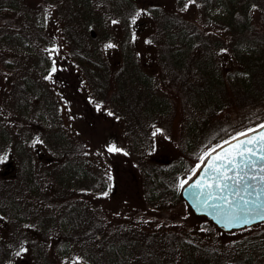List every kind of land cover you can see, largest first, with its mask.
I'll use <instances>...</instances> for the list:
<instances>
[{
  "label": "rangeland",
  "instance_id": "1",
  "mask_svg": "<svg viewBox=\"0 0 264 264\" xmlns=\"http://www.w3.org/2000/svg\"><path fill=\"white\" fill-rule=\"evenodd\" d=\"M70 3V0H16L9 13L0 15V119L10 133L8 145L0 147V158L7 157L0 162V204L4 208L0 212V247L10 253L8 264H36V258L55 261V264H103L105 261L101 255L103 247L95 240L90 246H83L78 240L71 243L72 246L58 244L62 233L58 219L66 200L60 197L54 173L57 158L44 141L46 130L41 122L49 120L50 115L53 123L70 137L71 145L79 146L80 156L96 177L95 184L104 182L102 189L94 188L92 192L75 193L74 187L70 190L72 199L77 198L89 222L100 216L106 220L110 226L105 233L107 241L121 243L127 237H139L143 244L149 239V247L158 252L161 264H186L184 248L170 241V236L175 235L198 244L195 253L198 264H264L258 245L264 242V225L224 232L206 218L194 216L187 209L184 211L180 196L150 200L146 172L150 167L165 164L160 160L182 159L187 117L177 112L152 126L145 124L148 135L132 128L130 118L124 115L120 105L113 101L99 103V96L85 84L70 56L75 47L70 39L71 30L74 37L86 40V48L104 52L114 65L122 62L125 40L131 37L132 58L152 76L160 93L170 96L174 71L162 57L166 52L162 46L166 40L162 26L167 18L173 28L185 26L198 32L209 42V47L219 53L217 61L225 60L223 65L232 68L231 38L225 25L206 11L201 0L192 3L189 0H131L133 12L122 10L119 14L109 13L104 0H92L94 13L100 16L92 20L87 29L97 38L92 44L78 22L68 18L66 7ZM150 6L159 8L157 15L149 11ZM137 12L139 16H135ZM128 14L135 16V23L133 18L129 23L124 21ZM6 33L22 37L20 44L9 45L4 39ZM107 44L114 47L107 48ZM200 48L198 41L195 49ZM52 49L55 51L51 52ZM42 55L52 63L47 71L35 65ZM24 75H31L43 88H37L39 97L31 99L25 116L13 107L16 85ZM44 100L50 115L43 107ZM261 103L264 107V102ZM230 120L220 114L210 129L217 132L228 126ZM135 138H139L140 143ZM36 140L40 142L34 143ZM204 141L206 138L198 139L188 152L191 158L204 149ZM209 141L213 142L214 136H210ZM18 142L32 154L39 184L35 193L29 192L19 179L15 155ZM111 145L120 151L108 152ZM182 210L184 213L180 214ZM46 215L53 216V223L43 221ZM203 258L207 260L201 261ZM133 259L129 264L139 263Z\"/></svg>",
  "mask_w": 264,
  "mask_h": 264
},
{
  "label": "trees",
  "instance_id": "2",
  "mask_svg": "<svg viewBox=\"0 0 264 264\" xmlns=\"http://www.w3.org/2000/svg\"><path fill=\"white\" fill-rule=\"evenodd\" d=\"M201 1L206 11L215 19L221 20L229 31L231 60L234 65L232 68L225 67L223 65L225 60L217 61L219 53L215 48H210L209 42L201 38L198 32L190 31L185 26L173 28L172 21L167 18L162 26V32L166 37L165 42L162 43L166 52L162 53V57L168 60V66L174 71L169 88L170 96L160 93L153 84L152 76L140 68L132 58L129 52L131 37L125 40L126 50L124 49L122 62L114 65L106 59L104 52L96 48L92 50L86 48V40L79 36L74 37L72 30L69 32L75 46L70 56L74 64L79 67L85 84L99 96V103L108 104L113 101L120 105L124 115L130 118L132 128L140 129L148 135L145 124L152 126L154 122L164 121V117L177 112L187 117L188 131L182 145L184 149L181 152L182 159L168 157V160H160L165 164L150 167L146 172L150 183L148 185L150 200L167 195L172 198L179 197L180 181L185 180L193 172L200 163V156L203 153L240 132L254 129L264 123V107L261 103L264 102V0ZM70 2L66 7L68 18L77 21L88 40L95 44L97 38L94 37L93 32H90L91 30L87 31L92 20L100 19V16L94 13L92 0H70ZM104 2L109 13L119 14L122 10L131 13L134 9L131 0H104ZM15 5L16 0H0V15L9 13ZM148 9L151 13L158 14L157 6H150ZM132 18L131 14L124 18V21L129 23ZM4 39L9 45L17 46L22 37L16 33H6ZM198 41L201 48L196 50ZM215 44L218 46L219 42L216 41ZM36 62V66L46 71L52 64L44 55ZM37 88L43 90L41 83L34 80L31 75H24L16 85L13 107L20 115H27L31 107V99L39 97ZM46 93L48 94V90ZM43 107L50 115L45 100ZM220 114L231 120L228 126L213 132L210 126ZM41 124L46 130L44 136L46 146L57 158L54 173L59 184L58 191L61 193L60 197L66 200L58 219V224L62 228L58 244L72 246L71 243H76L78 240L81 241V245L90 246L95 240L103 247L101 252L105 260L103 264H129L134 260L133 258L139 260L137 264H161L157 256L158 252L149 247V239L143 241V244L140 242L142 238L139 237H127L121 243L107 241L105 233L110 226L106 220L101 216L92 222L86 219V214L77 203V198L72 199L70 189L74 187L75 193L92 192L94 188L102 189L104 182L98 181V185L95 184L96 177L80 156L79 146L71 145L70 137L59 125L53 123L51 115L49 120H43ZM210 136H214V141L211 143ZM200 138L202 140L206 138L203 143L204 149L197 157L191 158L188 152L192 151ZM135 139L140 143L139 138ZM9 141L10 133L0 119V147L8 145ZM15 155L21 183L29 192L35 193L39 184L32 154L22 142H18L15 144ZM73 200L75 201L72 202ZM182 204L184 211L187 209L191 212L184 201ZM3 210L0 204V212ZM181 213H184L183 210L180 211ZM44 218V222L54 221L52 215H46ZM206 221L213 225L211 221L207 219ZM258 225H264V221L237 230L250 229ZM171 237L172 244L184 248L186 264H198L195 256L199 249L198 244L175 235ZM258 245L259 248L261 247L259 254L264 258V242L262 244L258 242ZM41 252L42 250H39V254L43 255ZM9 254L0 247V264L9 263ZM39 259L41 258L35 259L36 264H55V261L45 262L44 259L41 261ZM91 260L94 258L91 257ZM204 260L207 259L203 258L201 261L205 262Z\"/></svg>",
  "mask_w": 264,
  "mask_h": 264
},
{
  "label": "snow or ice",
  "instance_id": "3",
  "mask_svg": "<svg viewBox=\"0 0 264 264\" xmlns=\"http://www.w3.org/2000/svg\"><path fill=\"white\" fill-rule=\"evenodd\" d=\"M189 2L192 3L194 0ZM139 15V12L135 14V16ZM106 47L111 48L114 45L107 44ZM54 51L55 49L51 50ZM52 71H56L55 66ZM48 78L50 76L46 77ZM258 127L260 131L256 135H249L257 131L250 128L233 136L231 140L224 141L228 147L217 145L216 148L222 149L221 151L212 149L203 153L200 156L201 163H204L205 157H209L204 174L191 185L194 203L220 216L227 227L249 224L257 219L264 221V123ZM159 131L157 129V132ZM39 142V140L34 141V143ZM107 151L118 152L120 149L111 145ZM3 159L7 157L0 158V162H3ZM199 167L200 164H197L193 174ZM187 183L188 180H182L178 186L182 188Z\"/></svg>",
  "mask_w": 264,
  "mask_h": 264
},
{
  "label": "water",
  "instance_id": "4",
  "mask_svg": "<svg viewBox=\"0 0 264 264\" xmlns=\"http://www.w3.org/2000/svg\"><path fill=\"white\" fill-rule=\"evenodd\" d=\"M254 129H256L257 131L254 133H249V135H256L260 131L259 127H256ZM240 139H245V137H240ZM229 140H231V138ZM232 142L235 143V141H232ZM218 145H223L225 148L228 147L227 145L224 144V142H222ZM212 149H216L217 152L222 150V149L216 148V146L213 147ZM211 150H209L208 152H210ZM212 155H215V153H212ZM208 159H209V157H205L204 163H201V161H200V163H199L200 167L198 169H196L195 174H193V172L190 173L185 179V180H188V183L185 184L184 187H182V188L180 187V196L183 199V201L186 203V205L190 208V210L195 215L201 216V217L206 218L207 220L211 221L218 229H220L224 232H230L233 230H237V229L244 228V227H249V226H252L254 224L263 222V221H260L259 219H257L254 222L249 223V224H235L232 227H227L225 221L220 216H217L211 210L205 209V208L197 205L196 203H194L191 185L194 184L198 179H200V177L204 174V170H205ZM229 174L231 175L232 173H229ZM189 177H191V179H189Z\"/></svg>",
  "mask_w": 264,
  "mask_h": 264
}]
</instances>
